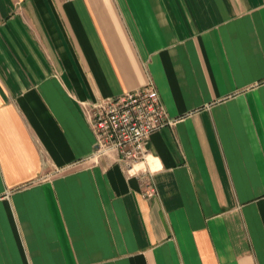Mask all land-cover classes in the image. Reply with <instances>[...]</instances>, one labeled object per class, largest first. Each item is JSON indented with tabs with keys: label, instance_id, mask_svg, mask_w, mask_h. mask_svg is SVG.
I'll use <instances>...</instances> for the list:
<instances>
[{
	"label": "crops",
	"instance_id": "crops-1",
	"mask_svg": "<svg viewBox=\"0 0 264 264\" xmlns=\"http://www.w3.org/2000/svg\"><path fill=\"white\" fill-rule=\"evenodd\" d=\"M149 81L173 126L94 159ZM0 264H264V0H0Z\"/></svg>",
	"mask_w": 264,
	"mask_h": 264
},
{
	"label": "built area",
	"instance_id": "built-area-1",
	"mask_svg": "<svg viewBox=\"0 0 264 264\" xmlns=\"http://www.w3.org/2000/svg\"><path fill=\"white\" fill-rule=\"evenodd\" d=\"M86 113L95 136L92 157L116 154L128 172L146 160L151 136L173 126L153 81L122 95L87 103ZM156 194L150 189L148 195Z\"/></svg>",
	"mask_w": 264,
	"mask_h": 264
}]
</instances>
